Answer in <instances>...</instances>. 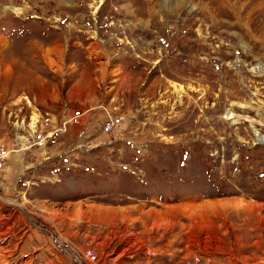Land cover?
<instances>
[{
  "label": "rangeland",
  "instance_id": "374dc122",
  "mask_svg": "<svg viewBox=\"0 0 264 264\" xmlns=\"http://www.w3.org/2000/svg\"><path fill=\"white\" fill-rule=\"evenodd\" d=\"M0 139V264H264V0H0Z\"/></svg>",
  "mask_w": 264,
  "mask_h": 264
},
{
  "label": "built area",
  "instance_id": "2783aa9c",
  "mask_svg": "<svg viewBox=\"0 0 264 264\" xmlns=\"http://www.w3.org/2000/svg\"><path fill=\"white\" fill-rule=\"evenodd\" d=\"M86 110H74L69 115H65L60 121L54 122L51 125V117L46 116L42 119L40 125L48 126L46 129H41L40 131H37L36 127L33 125L35 122H37V116L34 114L33 119H31V123H29L28 128L31 131L32 137L31 140L25 138L24 136L20 135L19 139L23 141L26 144H29V147H35V148H45L47 147V144L52 141V139L59 135V133H64L67 131L68 125H76L81 122V119L83 115L85 114ZM123 116L122 114H110L107 112V117L104 119L102 123V131L104 133H110L112 130H114L120 123H122ZM21 127V125H20ZM18 127V128H20ZM10 150L5 147V144L3 143V140L0 139V170H3L6 167L8 157L10 155ZM86 256L94 260L95 259V253L91 250L86 251Z\"/></svg>",
  "mask_w": 264,
  "mask_h": 264
},
{
  "label": "bare ground",
  "instance_id": "6f19581e",
  "mask_svg": "<svg viewBox=\"0 0 264 264\" xmlns=\"http://www.w3.org/2000/svg\"><path fill=\"white\" fill-rule=\"evenodd\" d=\"M23 137H21L20 139H22ZM66 252H67V254L68 255H70V256H72L73 254H72V252H71V250H69V249H67L66 248ZM75 253V252H74ZM73 257V256H72ZM76 257V256H75ZM79 257H77V259H78Z\"/></svg>",
  "mask_w": 264,
  "mask_h": 264
},
{
  "label": "water",
  "instance_id": "95a60500",
  "mask_svg": "<svg viewBox=\"0 0 264 264\" xmlns=\"http://www.w3.org/2000/svg\"><path fill=\"white\" fill-rule=\"evenodd\" d=\"M51 234V233H50ZM52 237H54V236H52Z\"/></svg>",
  "mask_w": 264,
  "mask_h": 264
}]
</instances>
